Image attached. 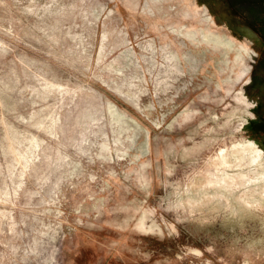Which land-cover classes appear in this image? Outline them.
<instances>
[{"label":"rangeland","instance_id":"rangeland-1","mask_svg":"<svg viewBox=\"0 0 264 264\" xmlns=\"http://www.w3.org/2000/svg\"><path fill=\"white\" fill-rule=\"evenodd\" d=\"M0 264H264V0H0Z\"/></svg>","mask_w":264,"mask_h":264}]
</instances>
